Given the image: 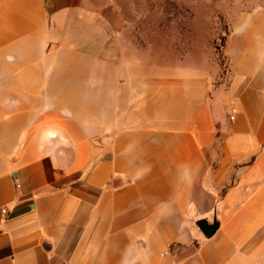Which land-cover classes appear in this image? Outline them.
Segmentation results:
<instances>
[{"label":"crops","instance_id":"1","mask_svg":"<svg viewBox=\"0 0 264 264\" xmlns=\"http://www.w3.org/2000/svg\"><path fill=\"white\" fill-rule=\"evenodd\" d=\"M122 29L115 8L91 0H0V58L74 65L70 53L88 67L46 89L26 73L9 80L25 89L0 90V264H264V42L233 51L229 89L131 67L103 77L121 82L103 122L89 103L66 111L77 88L62 83L88 82L77 96L96 97V63L115 69ZM18 113L52 115L75 157L33 153L49 141L18 137ZM201 221L218 223L213 237Z\"/></svg>","mask_w":264,"mask_h":264},{"label":"rangeland","instance_id":"2","mask_svg":"<svg viewBox=\"0 0 264 264\" xmlns=\"http://www.w3.org/2000/svg\"><path fill=\"white\" fill-rule=\"evenodd\" d=\"M91 4L96 9L113 7L120 14L123 29L112 36L116 40L114 49L121 54L118 65L111 69L103 63H96L97 95L92 99L77 96L80 86L84 85V90L88 89V82L66 81L62 84L66 88H77V91L72 92L76 97L66 99V111L89 103L97 109L94 116L98 118V122L105 120V110L108 107L120 105V98L112 97V92L116 91L119 95L121 82L103 81V77L107 79L109 74L120 75L131 67L141 69L145 74L160 75L161 79L164 75L177 74L184 77L191 74L197 76L196 79L206 78L214 86H225L229 89L234 75L235 61L233 63L230 59L233 51L238 56L243 52L244 44L264 42V0H91ZM76 57L70 53L62 56L74 63L65 66L25 65L28 60L22 55L0 58V61L6 62L0 65V90H8L9 85H12V89L15 88L14 85H20L16 90L20 87L25 89V81L9 80H17L26 73L41 76L44 81L34 84L40 89H46L49 84L47 79L51 75L86 72L88 67L78 65ZM28 84L31 86L33 83ZM16 100L23 104L26 101L23 97H17ZM38 102L41 103V98H38ZM22 110L24 111L23 106ZM51 116L33 113L25 117L18 113L17 136L30 134L33 137L38 136L36 141L40 143L49 141L48 144L32 147L33 153L38 156L75 157L76 147L68 144L66 133L61 135L53 128L52 120L48 118ZM74 116L68 112L64 114L66 122L71 124ZM76 117L83 119L84 114H77ZM44 124L48 128L39 129ZM69 130H72V126ZM77 134L82 135L78 130ZM49 138L51 140H47Z\"/></svg>","mask_w":264,"mask_h":264},{"label":"water","instance_id":"3","mask_svg":"<svg viewBox=\"0 0 264 264\" xmlns=\"http://www.w3.org/2000/svg\"><path fill=\"white\" fill-rule=\"evenodd\" d=\"M197 226L207 239L213 237L219 228V225L216 222L212 225H208L205 221H201Z\"/></svg>","mask_w":264,"mask_h":264},{"label":"built area","instance_id":"4","mask_svg":"<svg viewBox=\"0 0 264 264\" xmlns=\"http://www.w3.org/2000/svg\"><path fill=\"white\" fill-rule=\"evenodd\" d=\"M231 105L234 106V102H232ZM235 114H236V113H235ZM234 116H235V115H234V112H233V115H231V116L229 117V120H230V121H234V119H235ZM17 187L20 188L19 185H17Z\"/></svg>","mask_w":264,"mask_h":264}]
</instances>
